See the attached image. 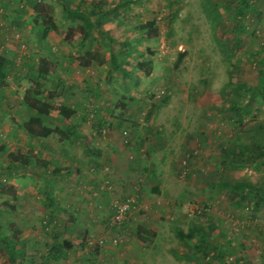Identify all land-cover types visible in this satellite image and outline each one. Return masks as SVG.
I'll return each instance as SVG.
<instances>
[{
  "label": "rangeland",
  "instance_id": "obj_1",
  "mask_svg": "<svg viewBox=\"0 0 264 264\" xmlns=\"http://www.w3.org/2000/svg\"><path fill=\"white\" fill-rule=\"evenodd\" d=\"M36 1L0 0V55L5 53L16 65L0 99V136L8 148L0 152V224L8 225L11 234L12 229L20 230L26 255L44 259V241L59 235L56 243L68 240L73 248L52 264H220L192 254V244L178 235L179 230L185 234L193 227L224 246L230 242L226 264H264V205L254 213L221 185L240 180L264 184V170L235 164L226 155L233 145L250 143L258 134V122L264 121V103L258 100L246 108L245 90L234 89L238 84H255L257 65L264 61V0H251L252 9L239 23L227 0H104L124 2L102 29L116 41L130 44V48L115 46L114 54L123 51L122 66L133 79L106 65L73 70L70 65L69 71L58 67L56 54L63 45L54 32L40 41L41 19L36 21L33 14ZM71 1V5L79 2ZM44 3L61 30L81 24L64 15L56 0ZM152 20L157 36L146 38L137 26ZM79 40L73 41L67 56ZM89 40L91 46L104 42L93 31ZM43 55L53 61L52 78L74 80L80 89L84 85L93 92L86 108L94 110L86 111L87 122L79 128L87 142L71 138L74 144L63 146L69 148V157L58 161L60 135L37 150L21 129L25 112L20 101L34 87L23 74L35 75L28 65L36 67L35 59ZM138 58L152 61L150 76L136 68ZM20 65L26 67L18 75ZM49 90L46 86L44 96ZM73 90L72 102L83 101L86 89ZM163 97L166 102L146 120L150 105ZM234 101L243 106L241 123L226 111ZM61 102L56 98L53 105ZM51 125L61 127L56 121ZM85 143L100 151L90 155L89 166L84 161ZM107 148L113 151V161L106 159ZM12 150L27 152L32 159L40 151L38 157H48L50 170L55 161L69 166L70 174L54 182L58 208L45 205L37 165L9 164L7 153ZM72 156L84 157L77 158L76 171L77 159L71 160ZM10 185L13 191L7 190ZM155 185L157 195L150 192ZM120 203L129 207L122 220L116 212ZM138 225L144 235L136 233ZM0 264H11L1 243Z\"/></svg>",
  "mask_w": 264,
  "mask_h": 264
},
{
  "label": "trees",
  "instance_id": "obj_2",
  "mask_svg": "<svg viewBox=\"0 0 264 264\" xmlns=\"http://www.w3.org/2000/svg\"><path fill=\"white\" fill-rule=\"evenodd\" d=\"M45 1L46 0H37L33 6L34 19L36 21L41 19V25L39 28L40 41L46 40V37H48L50 32H54L59 37L70 40L74 37V31L78 29L80 42L83 43L91 37V33L93 31L104 42L95 45L94 50L86 51L83 54L80 58V67L85 69L92 63L97 67L106 65L109 70L111 68L114 69L120 73L123 78H134L133 73L131 71H126L122 66L123 63L119 54L123 51L114 54L115 46L120 48H130V44L125 45L116 41L102 29L103 24L108 22L111 15L123 7L124 2L119 1L114 4H107L104 0H72L73 2H79L76 5H71L69 4L71 0H56L61 5L64 15L73 19L81 20V24L79 26L70 27L66 31H62L52 20V15L49 12L50 7L44 3ZM227 2L234 8L235 21H237V23L245 21L247 18V12L252 9V1L227 0ZM155 22L156 21L152 20L140 23L137 26V29L141 31L146 38L155 37L158 32ZM238 25L242 31L245 29L242 23L241 25ZM34 63L36 67L29 63L28 68L31 71L34 69L33 72L35 75H30L31 73H27V75H25L28 80H31L34 83V87L27 89L20 101V107L24 108L25 112L24 120L21 123L23 133L29 140L35 141H47L55 134H58L63 138V146L64 144L67 145V143H72L71 138H81L83 141L87 142L86 137L81 135L79 128L82 124L87 122L86 119L88 117L86 111L88 108H86V106L92 96L91 94H93L90 87H88L89 89H86V95L83 97L85 102L84 100L81 102H72L71 96L73 94L72 90L74 87L67 85L64 79H54L51 77L49 66H51L52 62L48 61V57L45 56L43 59L40 58L38 62L36 61ZM135 65L145 77L150 76L151 71L153 70V63L150 60L138 58ZM22 67L26 66H18V70L20 71L19 74L23 72L21 69ZM13 69H16L14 60L9 58L5 53H2L0 55V99H3L2 93L6 78ZM256 77V83L251 86L247 87L246 85L238 84L234 87V89L238 91L245 90L246 101L243 105L246 108L258 100H261V102L264 103V61L262 63L261 61L258 63ZM46 86L50 87L52 90L47 91V94L44 96L46 93ZM236 94L240 96L239 93ZM59 97L63 99V102L56 107L53 104L55 99ZM166 100L167 97H163L159 101L152 103L145 115V119L150 120L159 106L165 103ZM119 102H121L123 106L126 104L122 100ZM242 107L243 106L238 105L237 101H234L226 108V111L231 113V118L234 120L236 118L235 122L241 123L242 121L240 116ZM90 110H94L93 107H91ZM53 112H56L54 117L52 115ZM233 116L235 117L233 118ZM53 121L62 122L64 128L59 126H55V128L49 127L48 125H51ZM256 130L258 134L251 138L250 143H237L233 145V150H227L226 155L228 156L227 159L229 158L235 164L252 166L256 170L260 171L264 170V121L258 122ZM7 149V145L1 141L0 136V152L7 151ZM68 149L62 147V156L69 157ZM89 153L97 156L100 154V151L95 149L93 145L85 143L84 154L87 155ZM7 157L9 159V164H19L22 167L31 163L37 165L44 180L41 192L45 200V205L47 207L54 206L55 208H58V197L56 195L57 193L54 182L56 180H62L63 177H65V174H70L69 166L63 167L56 165L50 170L49 159H41L37 157L32 159L27 153H23L21 150L16 152L13 150L9 151L7 153ZM72 158L74 157H71V160H73ZM225 163L226 160L222 161V166L224 167L223 169H225ZM221 185L229 187L232 191H234L236 202L239 204L243 202L248 203L254 213L264 205V184L258 181L255 183L248 180L234 182L222 181ZM1 188L4 189L2 186ZM7 190L13 191L14 187L10 185ZM150 192L155 195L159 194V187L155 185L150 189ZM7 205L9 204L7 203ZM136 233H139V235L145 234V232H143L142 225H138L136 227ZM19 235L20 230L17 228L12 229L11 234L10 227L8 225L4 226L0 224V243L5 248L11 264H52L53 262L63 259L66 252L73 248L68 240H63L61 244H58L56 243V239L59 235L56 237H50V235L46 233L48 238L50 237L51 239V241H44V247L47 251L46 257H44V259L37 260L35 255H26L23 245L20 244L21 241L19 239ZM178 235L187 239L192 244L194 249L192 254H200L203 259L217 261L220 264H226L225 259L231 253L230 242L226 243L224 246V244L219 243L218 239L211 237L210 234L193 227L185 234L179 230ZM34 244L38 245L37 242ZM18 245L19 247H17Z\"/></svg>",
  "mask_w": 264,
  "mask_h": 264
},
{
  "label": "crops",
  "instance_id": "obj_3",
  "mask_svg": "<svg viewBox=\"0 0 264 264\" xmlns=\"http://www.w3.org/2000/svg\"><path fill=\"white\" fill-rule=\"evenodd\" d=\"M76 29V28H75ZM63 31V30H62ZM77 31V32H76ZM74 37H72L71 38V41L70 40H66L65 38H63V37H60V39H59V42L60 43H62V45L63 46H59V48H58V53L56 54V56H57V58H56V60L55 61H57V63H58V67H59V65H60V67H62V65H63V67H66L64 70L66 71H69L68 70V68L67 67H69L70 65H71V69L72 68H81V69H83L82 67H80V62H81V57L83 56V54L86 52V51H89V50H94V48H95V46L93 45V46H91L90 45V40L88 39V40H86L85 42H83V43H81L80 42V40H79V42L78 43H76V45L74 46V49H75V51L74 52H72L71 53V55H69V56H67V53H65L66 51H68V49L70 48V49H73L72 48V46H73V41H75L77 38H80L79 37V35H78V29H76L75 31H74ZM48 37H49V34H48ZM46 41H47V37H46ZM58 42V43H59ZM80 48V49H79ZM77 49V50H76ZM79 49V50H78ZM57 52V51H56ZM55 52V53H56ZM80 53V55L79 54H77V53ZM68 54H70V53H68ZM48 56H50V55H48ZM47 56V57H48ZM43 57H45V55H43L42 57H40L41 59H43ZM40 58H36L35 60L38 62V60L40 59ZM30 60H33V58L32 59H30ZM48 61L49 62H53V61H51V59H49L48 58ZM64 61V63H62ZM92 63V62H91ZM91 66L92 65H94L93 63L92 64H90ZM89 65V66H90ZM88 66V67H89ZM105 66V65H104ZM88 67L86 68V69H88ZM73 70V69H72ZM23 74V73H22ZM10 75V74H9ZM9 75L7 76V78H6V83H8V81H10V78H9ZM18 75H20V74H18ZM25 75H27V73H25V74H23V78H27V76H25ZM62 79H64V77L62 78ZM65 82H66V84L67 85H70L71 87H74V89H77L78 91H80V92H83L85 89H89L88 87H86L85 89L83 88V86L81 87V89H79V87L77 86V82L76 81H74V80H70V81H66V80H64ZM89 81H85L84 83H86V85H89V83H88ZM91 89V88H90ZM72 96L71 97H73L74 95L76 96V93H75V91L74 90H72ZM24 96V95H23ZM23 96H22V98H23ZM0 105H1V103H0ZM58 124L59 125H61V127H63L64 125H63V123L61 122H58ZM49 127H52V128H55V126L54 125H48ZM64 128V127H63ZM26 142H28V143H30V144H34V147H36L37 148V150L39 149V148H41L42 146H44V141H35V140H29V139H27L26 140ZM57 142V144L56 145H58V149L56 150V155H55V159H56V161H58L57 160V158L59 159V158H63V156H62V154H61V150H62V147H63V142H61V141H56ZM72 145L74 144V142L73 143H71ZM68 145V144H67ZM65 146V145H64ZM108 149V150H107ZM106 149V154H107V156H106V159H111L112 161H113V158H112V153H113V151L111 150V149H109V148H107ZM71 151V150H70ZM72 152V151H71ZM23 153H25V152H23ZM27 153V152H26ZM39 153H40V151H38V153H37V155H33V156H35L34 158H39L38 157V155H39ZM84 153V152H83ZM47 155H48V153H46ZM46 154H44V155H46ZM78 155H80V154H78ZM90 155H93L92 153H89V155L87 154V156L84 158V157H82V156H77V158H79L80 157V159H82V158H84V161H85V163L89 166V165H91V164H93L92 163V157H90ZM105 155V153H102V155H101V157L103 158V156ZM72 157H75V156H72ZM33 158V159H34ZM42 159H47L48 157L47 156H43V157H41ZM80 159H77L76 161H75V163H74V165H73V167H74V169H75V171L77 170L76 168H78L79 167V160ZM103 159H105V158H103ZM105 159V160H106ZM54 160V159H53ZM55 161V160H54ZM54 162V163H56V165H59L60 166V164H58V162ZM105 162V161H104ZM114 164V163H113ZM49 167H50V164H49ZM54 168V167H53Z\"/></svg>",
  "mask_w": 264,
  "mask_h": 264
},
{
  "label": "built area",
  "instance_id": "obj_4",
  "mask_svg": "<svg viewBox=\"0 0 264 264\" xmlns=\"http://www.w3.org/2000/svg\"><path fill=\"white\" fill-rule=\"evenodd\" d=\"M129 211V207L128 204L125 203H120L118 205H116V212H117V219L118 220H122L125 218L126 214Z\"/></svg>",
  "mask_w": 264,
  "mask_h": 264
}]
</instances>
